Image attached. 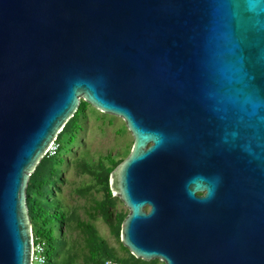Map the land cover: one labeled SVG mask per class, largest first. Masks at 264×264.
<instances>
[{
	"label": "water",
	"instance_id": "water-1",
	"mask_svg": "<svg viewBox=\"0 0 264 264\" xmlns=\"http://www.w3.org/2000/svg\"><path fill=\"white\" fill-rule=\"evenodd\" d=\"M81 99L133 138V256L264 264V0H0V264H30L28 180Z\"/></svg>",
	"mask_w": 264,
	"mask_h": 264
},
{
	"label": "rangeland",
	"instance_id": "rangeland-1",
	"mask_svg": "<svg viewBox=\"0 0 264 264\" xmlns=\"http://www.w3.org/2000/svg\"><path fill=\"white\" fill-rule=\"evenodd\" d=\"M80 124L81 129L72 144L66 138L60 140L66 150L62 154L63 162L58 168L59 178L54 183V192L61 200L66 218L59 232L61 245L56 256L57 264L83 263L87 247L86 234L78 225L80 222L92 224L117 256L131 257L121 246L120 236L118 238L112 232L98 211L96 205L103 198V190L86 167L98 169L97 160L107 153L124 159L132 146V135L120 117L101 112L90 104L81 116ZM113 197L115 205L111 211L127 215L128 208L119 195L113 193ZM150 261L164 264L159 258Z\"/></svg>",
	"mask_w": 264,
	"mask_h": 264
},
{
	"label": "trees",
	"instance_id": "trees-1",
	"mask_svg": "<svg viewBox=\"0 0 264 264\" xmlns=\"http://www.w3.org/2000/svg\"><path fill=\"white\" fill-rule=\"evenodd\" d=\"M89 103L81 100L74 115L66 122L62 130L57 135L59 147L57 152L51 156H44L35 170L31 173L26 187L28 213L32 224V232L35 239H42L46 242L48 263L57 264L56 256L61 238L59 232L63 227L66 214L61 200L54 192V183L58 179V168L63 162V151L61 138H66L69 143H73L81 129L80 118ZM122 158L110 153L102 155L98 161V169L88 168L97 183L103 190V198L96 205L103 218L110 226L112 232L119 238L121 224L126 214L113 213L111 208L115 205L114 197L109 186L110 172L122 161ZM106 163H105V162ZM86 234V256L82 264H156L154 261H146L136 258L130 252L131 257H119L106 240L98 234L92 224H78ZM125 250L129 251L123 244Z\"/></svg>",
	"mask_w": 264,
	"mask_h": 264
},
{
	"label": "built area",
	"instance_id": "built-area-1",
	"mask_svg": "<svg viewBox=\"0 0 264 264\" xmlns=\"http://www.w3.org/2000/svg\"><path fill=\"white\" fill-rule=\"evenodd\" d=\"M59 147V143L56 139L49 145L45 156L54 155ZM48 253L46 242L42 239H35L32 233V249H31V261L30 264H47Z\"/></svg>",
	"mask_w": 264,
	"mask_h": 264
},
{
	"label": "clouds",
	"instance_id": "clouds-1",
	"mask_svg": "<svg viewBox=\"0 0 264 264\" xmlns=\"http://www.w3.org/2000/svg\"><path fill=\"white\" fill-rule=\"evenodd\" d=\"M210 191H211V189H210Z\"/></svg>",
	"mask_w": 264,
	"mask_h": 264
}]
</instances>
